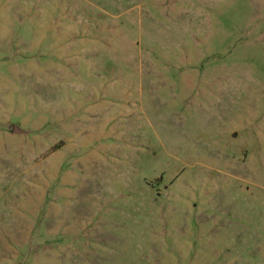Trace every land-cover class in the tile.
I'll use <instances>...</instances> for the list:
<instances>
[{"label": "rangeland", "instance_id": "rangeland-1", "mask_svg": "<svg viewBox=\"0 0 264 264\" xmlns=\"http://www.w3.org/2000/svg\"><path fill=\"white\" fill-rule=\"evenodd\" d=\"M0 264H264V0H0Z\"/></svg>", "mask_w": 264, "mask_h": 264}, {"label": "water", "instance_id": "water-1", "mask_svg": "<svg viewBox=\"0 0 264 264\" xmlns=\"http://www.w3.org/2000/svg\"><path fill=\"white\" fill-rule=\"evenodd\" d=\"M16 132H20V130L18 128H16Z\"/></svg>", "mask_w": 264, "mask_h": 264}]
</instances>
